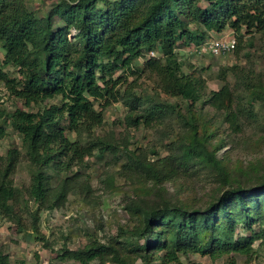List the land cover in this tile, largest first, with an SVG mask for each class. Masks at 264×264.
<instances>
[{
	"label": "rangeland",
	"instance_id": "374dc122",
	"mask_svg": "<svg viewBox=\"0 0 264 264\" xmlns=\"http://www.w3.org/2000/svg\"><path fill=\"white\" fill-rule=\"evenodd\" d=\"M107 1L118 0L96 1L99 12L106 13ZM132 1L144 11L149 2ZM59 2L28 0L27 6L38 16L46 17ZM200 5L210 6L206 1ZM53 18L56 29L66 24L57 14ZM77 21H73L68 37L79 45L80 39L75 36ZM189 27L191 38L169 42L173 44L170 57L154 50L144 51L132 60L124 55L120 60L114 75L120 79L118 100L105 107L103 123L92 136L97 149L70 169L47 171L55 193L65 178L69 181L66 199L58 207H52L53 201L40 203L31 195L37 168L26 154L23 135L11 124V114L18 108L37 112L61 105L62 95L27 104L15 94V83L8 82L16 79L22 87V74L15 67L3 65L9 78L0 79V126L4 128L0 155L6 158L10 150H17L18 158L16 170L10 175L16 188L11 201L13 213L4 216L0 212V252L8 255L12 264H81L64 254L68 249L84 248L94 242L116 245L133 256V247L144 243V238L135 233L140 224L137 204L147 208L168 197L173 202L206 206L217 198L222 188H228L225 179L210 165L189 160L184 153L195 125L202 140L195 146L197 152H215L234 180L243 185L264 180V26L244 29L241 35L231 27L222 32L208 30L201 24L190 23ZM233 36L236 46L225 54L200 52L201 45L210 40H231ZM70 51L73 60L79 62L81 58L71 46ZM5 54L0 42V64ZM150 58L160 60L148 64ZM173 70L193 80L196 100L166 91L165 87L172 85ZM223 88L228 93V108L218 109L211 103V95ZM95 105L100 110L99 102ZM228 110L237 116L234 123L227 118ZM62 126L75 141L77 133L68 129L67 118L62 120ZM149 166L154 170L164 168L173 177L159 183ZM260 227L259 222L250 225L238 219L237 235L251 236ZM254 250L251 259L240 254L215 260L200 253H179L178 257L182 264H264V238L256 240ZM164 254L165 251H155L150 263L141 259L136 263L163 264Z\"/></svg>",
	"mask_w": 264,
	"mask_h": 264
},
{
	"label": "trees",
	"instance_id": "16d2710c",
	"mask_svg": "<svg viewBox=\"0 0 264 264\" xmlns=\"http://www.w3.org/2000/svg\"><path fill=\"white\" fill-rule=\"evenodd\" d=\"M27 1L0 0V42L6 53L0 64V79L9 78L3 65L18 69L24 79L22 87L19 88L16 79L8 82L15 83V94L27 104L62 95L61 105L37 112L18 108L11 114V124L23 135L26 154L37 168L31 195L43 204L53 201L52 207H58L66 199L69 181L65 178L55 193L47 171L70 169L97 149L92 136L95 128L103 123L105 107L118 100L120 79L114 75L124 55L132 60L144 51L158 50L170 57L177 40L191 38L190 23L216 32L231 27L237 35L244 29L251 31L264 26V0H149L145 11L132 0H118L107 1L104 14L97 9L98 0H61L46 17L30 10ZM202 1L210 6H201ZM55 14L66 22L58 29L54 26ZM76 18L75 36L80 39L79 45L68 37ZM70 46L81 58L79 62L73 60ZM159 60L150 58L147 63L157 64ZM172 74V85L165 87L166 91L196 100L193 80L177 74L176 70ZM227 95L226 88L213 92L211 103L218 109H227ZM95 102H99L100 110ZM64 118L68 119V129L77 133L75 141L65 133ZM227 118L232 123L237 120L229 110ZM194 128L185 155L189 160L213 167L228 188H222L221 194L206 206L173 202L168 197L147 208L137 204L140 224L135 233L144 238V243L133 247V256L116 245L94 242L84 248L68 249L64 257L81 264H107L108 261L137 264V259L150 263L155 251H165L163 264L175 261L182 264L179 253H200L214 260L234 254L251 259L254 243L264 238V180L253 185L234 180L215 152L196 151L195 146L202 140L198 127ZM3 134L4 128L0 126V136ZM17 158V150H10L6 158L0 155V212L4 216L13 213L11 201L16 196V188L10 175L16 170ZM148 169L159 183L173 177L164 168L154 170L149 166ZM238 219L250 225L259 222V232L251 236L237 235ZM0 264L12 263L8 255L0 252Z\"/></svg>",
	"mask_w": 264,
	"mask_h": 264
},
{
	"label": "built area",
	"instance_id": "2783aa9c",
	"mask_svg": "<svg viewBox=\"0 0 264 264\" xmlns=\"http://www.w3.org/2000/svg\"><path fill=\"white\" fill-rule=\"evenodd\" d=\"M236 46V38L233 36L230 39H213L201 45L200 52L203 54L221 55L229 52ZM153 53V52H152Z\"/></svg>",
	"mask_w": 264,
	"mask_h": 264
}]
</instances>
